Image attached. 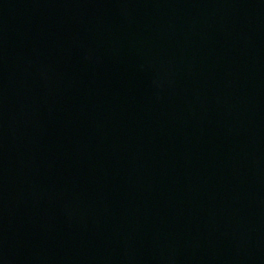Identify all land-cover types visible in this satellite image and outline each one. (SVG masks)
<instances>
[{
    "label": "water",
    "instance_id": "obj_1",
    "mask_svg": "<svg viewBox=\"0 0 264 264\" xmlns=\"http://www.w3.org/2000/svg\"><path fill=\"white\" fill-rule=\"evenodd\" d=\"M0 264H264V0H0Z\"/></svg>",
    "mask_w": 264,
    "mask_h": 264
}]
</instances>
